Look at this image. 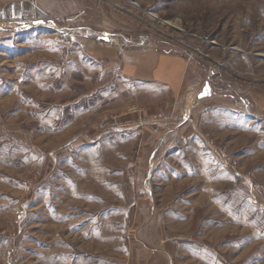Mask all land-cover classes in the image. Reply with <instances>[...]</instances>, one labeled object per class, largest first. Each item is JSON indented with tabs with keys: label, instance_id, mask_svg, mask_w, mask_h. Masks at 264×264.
Here are the masks:
<instances>
[{
	"label": "rangeland",
	"instance_id": "rangeland-1",
	"mask_svg": "<svg viewBox=\"0 0 264 264\" xmlns=\"http://www.w3.org/2000/svg\"><path fill=\"white\" fill-rule=\"evenodd\" d=\"M134 247L264 264V0H0V264Z\"/></svg>",
	"mask_w": 264,
	"mask_h": 264
},
{
	"label": "crops",
	"instance_id": "crops-1",
	"mask_svg": "<svg viewBox=\"0 0 264 264\" xmlns=\"http://www.w3.org/2000/svg\"><path fill=\"white\" fill-rule=\"evenodd\" d=\"M155 61L149 66L142 65L139 61L128 63L124 68L128 72L131 68H136L134 77L142 78L146 81H162L169 85L178 83L182 72L184 71V58L179 55L156 54L151 57ZM129 73V72H128ZM133 260L127 261V264H150L152 251L147 247L132 249Z\"/></svg>",
	"mask_w": 264,
	"mask_h": 264
},
{
	"label": "water",
	"instance_id": "water-1",
	"mask_svg": "<svg viewBox=\"0 0 264 264\" xmlns=\"http://www.w3.org/2000/svg\"><path fill=\"white\" fill-rule=\"evenodd\" d=\"M105 40L108 41V38H105ZM211 95V87L210 84L207 83L206 87L203 89V91L198 95V98H204Z\"/></svg>",
	"mask_w": 264,
	"mask_h": 264
}]
</instances>
